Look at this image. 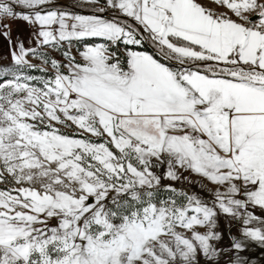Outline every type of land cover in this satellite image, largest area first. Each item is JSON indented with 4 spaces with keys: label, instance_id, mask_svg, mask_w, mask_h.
Listing matches in <instances>:
<instances>
[{
    "label": "snow or ice",
    "instance_id": "1",
    "mask_svg": "<svg viewBox=\"0 0 264 264\" xmlns=\"http://www.w3.org/2000/svg\"><path fill=\"white\" fill-rule=\"evenodd\" d=\"M0 37V264H257L264 0H0Z\"/></svg>",
    "mask_w": 264,
    "mask_h": 264
},
{
    "label": "rangeland",
    "instance_id": "2",
    "mask_svg": "<svg viewBox=\"0 0 264 264\" xmlns=\"http://www.w3.org/2000/svg\"><path fill=\"white\" fill-rule=\"evenodd\" d=\"M60 4H69L72 0H58ZM13 37L24 39L26 45L32 40V28L30 25L26 24L23 21H18L13 24ZM10 55H9V45L7 41L0 37V68L10 64ZM192 179H196V177H192ZM193 192H197L198 194L207 197L206 191H201L198 186L194 185L192 187ZM230 221L225 219L224 217H220L218 220V230L223 233L224 240L222 246H229V241L227 239L229 232L233 235L238 234V228L235 223L232 224V227H229ZM248 255L254 260L257 261V264H264V250L259 249L258 247H253L249 250ZM228 257L224 256L222 258L221 264H227Z\"/></svg>",
    "mask_w": 264,
    "mask_h": 264
}]
</instances>
